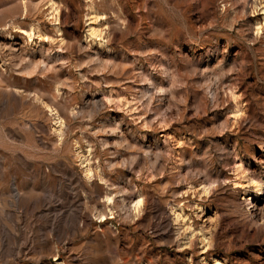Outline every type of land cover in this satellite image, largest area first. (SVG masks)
Returning a JSON list of instances; mask_svg holds the SVG:
<instances>
[{
	"label": "rangeland",
	"instance_id": "obj_1",
	"mask_svg": "<svg viewBox=\"0 0 264 264\" xmlns=\"http://www.w3.org/2000/svg\"><path fill=\"white\" fill-rule=\"evenodd\" d=\"M217 260L264 264V0H0V264Z\"/></svg>",
	"mask_w": 264,
	"mask_h": 264
},
{
	"label": "bare ground",
	"instance_id": "obj_2",
	"mask_svg": "<svg viewBox=\"0 0 264 264\" xmlns=\"http://www.w3.org/2000/svg\"><path fill=\"white\" fill-rule=\"evenodd\" d=\"M53 8V7H52ZM55 10V9H54ZM51 12H52V10H51ZM54 12V11H53ZM53 16V15H52ZM54 18H55V15H54ZM93 28V30L91 29V31L89 32V33H91V35L89 34V36H98V35H96V32H95V30H94V27H92ZM97 29V28H96ZM99 30V29H98ZM97 32H99V31H97ZM100 35H101V33H100ZM25 36V35H24ZM33 36V35H32ZM28 37H30L31 38V34H29L28 35ZM97 38V37H96ZM95 40V39H94ZM49 112H50V114H52V109H49ZM55 125H56V132L58 131V130H60V129H62L61 127H62V122H61V120H60V118L58 117V118H56L55 119ZM53 128V127H52ZM60 133V132H59ZM88 161V160H87ZM87 165V164H86ZM89 171V170H88ZM85 177H87V179H90V173H86V176ZM111 199L110 198H108V200L107 201H110ZM250 201V200H249ZM141 202H142V200L141 199H137L136 200V202H135V204H134V209L136 210V211H139V208L141 207L140 205H141ZM181 213V212H180ZM181 216H183V215H181ZM182 219H183V217H182ZM216 264H223L221 261H216Z\"/></svg>",
	"mask_w": 264,
	"mask_h": 264
}]
</instances>
